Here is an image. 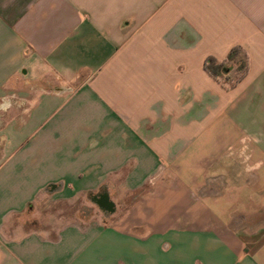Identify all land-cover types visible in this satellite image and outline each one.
<instances>
[{
    "label": "crops",
    "instance_id": "obj_1",
    "mask_svg": "<svg viewBox=\"0 0 264 264\" xmlns=\"http://www.w3.org/2000/svg\"><path fill=\"white\" fill-rule=\"evenodd\" d=\"M0 264H264V0H0Z\"/></svg>",
    "mask_w": 264,
    "mask_h": 264
},
{
    "label": "trees",
    "instance_id": "obj_2",
    "mask_svg": "<svg viewBox=\"0 0 264 264\" xmlns=\"http://www.w3.org/2000/svg\"><path fill=\"white\" fill-rule=\"evenodd\" d=\"M240 53L241 49L239 47H233L222 60L209 56L204 60L203 67L208 74L216 79L222 76L227 77L229 71L226 70L235 67L238 71V76L233 81L234 84L243 77L246 70V61L240 56Z\"/></svg>",
    "mask_w": 264,
    "mask_h": 264
},
{
    "label": "rangeland",
    "instance_id": "obj_3",
    "mask_svg": "<svg viewBox=\"0 0 264 264\" xmlns=\"http://www.w3.org/2000/svg\"><path fill=\"white\" fill-rule=\"evenodd\" d=\"M82 202H85V200L84 201H82ZM89 203V202H88ZM88 204L86 203V204H84V203H82L81 205H80V208H79V211H78V214H79V216L80 217H84V218H88V217H90L91 215H93V213L95 212V210L94 209H98L100 212H101V206L100 207H97V206H87ZM109 205V204H108ZM69 209H70V207H68V212H69ZM101 209V210H100ZM107 210V209H106ZM99 211H97L96 213L98 214H100V212ZM104 212V211H103Z\"/></svg>",
    "mask_w": 264,
    "mask_h": 264
},
{
    "label": "flooded vegetation",
    "instance_id": "obj_4",
    "mask_svg": "<svg viewBox=\"0 0 264 264\" xmlns=\"http://www.w3.org/2000/svg\"><path fill=\"white\" fill-rule=\"evenodd\" d=\"M97 203L99 204V206H101L103 209H109V205L107 203V201L104 198H100Z\"/></svg>",
    "mask_w": 264,
    "mask_h": 264
}]
</instances>
